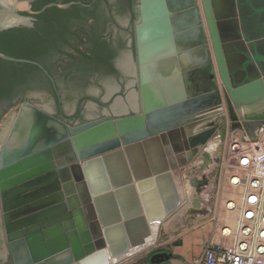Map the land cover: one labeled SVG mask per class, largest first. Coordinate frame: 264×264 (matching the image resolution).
Returning <instances> with one entry per match:
<instances>
[{"label":"water","instance_id":"obj_1","mask_svg":"<svg viewBox=\"0 0 264 264\" xmlns=\"http://www.w3.org/2000/svg\"><path fill=\"white\" fill-rule=\"evenodd\" d=\"M134 1L139 17L135 114L71 128L52 143L29 146L9 158L0 154L2 239L21 240L15 264L107 261L108 248L112 253L125 249L129 236L137 239L146 232V219H155L176 192L171 170L176 173L178 162L193 161L198 148L212 139L224 141L228 118L232 129L248 131L264 122V0ZM75 5L50 4L36 13L29 0H0V34L29 25L31 16L49 8ZM0 59L39 66L1 52ZM151 142L162 159L159 172L149 157ZM204 157L211 159L209 153ZM91 165L102 172L100 187ZM203 172L204 166L198 173ZM219 172L220 165L215 176ZM68 176L85 185L81 189L95 218L86 217L77 198L75 207L69 205ZM199 185L209 181L203 176L198 192ZM101 205L109 212L105 221ZM91 219L98 223V237L91 232ZM118 238L124 241L120 248L115 247Z\"/></svg>","mask_w":264,"mask_h":264},{"label":"flooded vegetation","instance_id":"obj_2","mask_svg":"<svg viewBox=\"0 0 264 264\" xmlns=\"http://www.w3.org/2000/svg\"><path fill=\"white\" fill-rule=\"evenodd\" d=\"M29 1L36 13L50 4L78 5L55 8L65 11L62 15L49 8L20 27L21 50L34 59L27 61L40 67L21 70V89L0 105V117L9 113L1 129L13 118L10 125L17 126L20 115L28 113L32 130L45 131V143H52L57 138L54 131L133 116V105H139L135 1ZM120 105L122 112L115 113ZM0 222L5 229L1 194ZM15 255L21 259V240L8 244L0 238V264H15Z\"/></svg>","mask_w":264,"mask_h":264},{"label":"built area","instance_id":"obj_3","mask_svg":"<svg viewBox=\"0 0 264 264\" xmlns=\"http://www.w3.org/2000/svg\"><path fill=\"white\" fill-rule=\"evenodd\" d=\"M215 143L223 177L230 188L241 190L240 203L229 200L226 210L238 207L239 212L233 228H222L232 243L210 244L190 264H264V122L248 131L232 129L229 120L225 140Z\"/></svg>","mask_w":264,"mask_h":264},{"label":"crops","instance_id":"obj_4","mask_svg":"<svg viewBox=\"0 0 264 264\" xmlns=\"http://www.w3.org/2000/svg\"><path fill=\"white\" fill-rule=\"evenodd\" d=\"M219 151L214 150V146L209 148L213 154L211 162L197 158L183 165L178 162L177 177L185 193L183 205L161 229L158 244L142 255L147 260L144 264H190L205 252L208 245L232 243L233 236L222 235V228L234 227L237 214L227 211L226 204L229 200H236L237 193L222 174L220 179L215 176L220 165L215 162V157L220 156ZM203 166V174L198 173ZM203 176L209 185H199L198 192L196 184L202 182Z\"/></svg>","mask_w":264,"mask_h":264},{"label":"bare ground","instance_id":"obj_5","mask_svg":"<svg viewBox=\"0 0 264 264\" xmlns=\"http://www.w3.org/2000/svg\"><path fill=\"white\" fill-rule=\"evenodd\" d=\"M138 106L139 105H136V104L133 105V107L136 110L138 109ZM113 111L115 113L122 112L121 105L116 106ZM233 111L235 113H237L234 108H233ZM30 117H31V114H28V113L24 114L22 116L20 115L19 119L15 122V124H18V125L17 126H11L10 124H12L13 119H14L13 118L11 120V123L9 122L8 124H6L4 126L3 129L0 130V153L4 154L5 157L9 158V157L13 156L14 154L18 153L19 151L26 149L29 146H32V148L34 149V148H38V147L42 146L43 144H45V142L47 140V137L45 136V131H33L32 130L33 128L31 127V124H30L31 123ZM227 120L229 121V118ZM218 128H219V133H222V130L225 129L223 125H220ZM242 128H243V126L240 129H242ZM54 133L60 135V134L65 133V131H54ZM213 140H215V139H212L211 141H209L205 146H200L198 148V154L195 157V158H197V160H205L204 153H209V155L211 156V159H209L207 161L208 162L212 161V155L213 154H211L209 152V148L212 146ZM217 142H219V140ZM215 149L218 151L219 147L217 145H215ZM158 150L159 149H158L156 143L151 142L148 145L149 157H150L151 162L153 163V167L156 169L155 172H159V170L163 169V165L161 163L162 159H161V157H159V151ZM215 162L217 163V161H215ZM84 164L85 163H83L81 165H84ZM206 164H207V162H206ZM90 169H91V173H93L94 179H97V177H99L100 173L102 174L100 168L97 165H91ZM200 169L201 168H199L198 170H200ZM171 173H172L173 178H174L176 192H174L173 195L170 198H168L167 201H165V203L161 204V208H159L161 212H159L160 214L155 215V217H156L155 219H153V220H150L148 218L146 219V221H147L146 232L138 233L137 239L133 235L129 236V238H128L129 242H128L127 247L125 249H124V247H121V245H123L124 241L122 240V238L121 239L118 238L117 239L118 242H117L115 247H119V248L121 247V248L116 249L115 253L110 252V250L108 248V256L109 257H108L107 261L104 259L98 258V259H96V261L93 264H125L130 260H135V262H136L135 264H140L144 259L142 257V255L147 250L151 249L153 246H156L158 244V240H159L158 237H160L161 229L163 227H165V225H167V223L171 219V216L174 215L175 213H177L179 211V209H181L180 207L183 205V201H184L183 195L185 193L183 194V192H184L183 187L181 185H179V181H178L179 177H177L178 176L177 171H176V173H174L171 170ZM65 180H66V183H64V184H65V186L67 185V188L71 191V193L70 192L67 193L66 190H64V192H66V196H72L71 199L68 200L69 205L74 206L75 200L77 198V200L79 201V207L83 210L86 217L95 218V212L93 209V205L87 206V202H85L86 198H85L84 193L82 192L83 189H81L84 184L75 182L74 180L71 179V176H68L67 178H65ZM96 181L97 182H95L94 184L96 186L100 187L101 186L100 179H97ZM85 184H87L86 180H85ZM234 191L237 193V199L233 200V201H235L239 204L240 198H241V195H240L241 190H238V191L234 190ZM92 197L93 196L91 195V198ZM102 200L103 199H99V201H102ZM101 207L103 210L104 206L101 205ZM155 210L157 211L158 209H156V207H155ZM104 211L105 212H103V220L105 221V219H107V217L109 215V212L106 213V211H107L106 208H104ZM233 212L237 214L239 212L238 207H237L236 211H233ZM89 221L92 222L91 223V232L93 233V236L98 237L99 236L98 223L95 221V219H91ZM2 235H3V229L1 226V222H0V238H2ZM115 235L117 236V234H115ZM163 238H165V235L163 236ZM1 244H2V242H1ZM2 246H4V244H2Z\"/></svg>","mask_w":264,"mask_h":264},{"label":"trees","instance_id":"obj_6","mask_svg":"<svg viewBox=\"0 0 264 264\" xmlns=\"http://www.w3.org/2000/svg\"><path fill=\"white\" fill-rule=\"evenodd\" d=\"M50 11L57 12L59 15L65 14V11L55 8L50 9L48 12ZM22 30L17 28L2 33L0 35V52L12 58L33 61L32 55L26 54L21 50ZM24 67L36 69L33 65L16 64L0 59V105L5 100H11L21 89V70ZM4 114L0 117V121Z\"/></svg>","mask_w":264,"mask_h":264},{"label":"rangeland","instance_id":"obj_7","mask_svg":"<svg viewBox=\"0 0 264 264\" xmlns=\"http://www.w3.org/2000/svg\"><path fill=\"white\" fill-rule=\"evenodd\" d=\"M7 115H9V113L7 114ZM7 115L6 116H4L2 119H1V121H0V129L2 128V126H3V123L5 122V120H6V117H7ZM229 123V122H228ZM213 141H215V140H213ZM215 145H216V143H212V146H214V149H215ZM211 146V147H212ZM210 147V146H209ZM210 147V148H211ZM219 151V150H218ZM219 153V152H218ZM220 157V156H219ZM220 169H221V167H220ZM222 174V169H221V173H219L218 174V176H219V179L221 178V175ZM168 224V223H167ZM136 262H135V260H130V261H128L127 263H125V264H135Z\"/></svg>","mask_w":264,"mask_h":264}]
</instances>
